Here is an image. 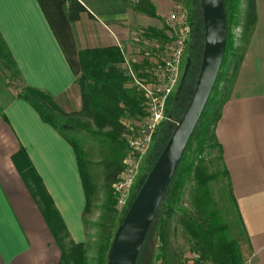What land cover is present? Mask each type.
I'll list each match as a JSON object with an SVG mask.
<instances>
[{"label": "crops", "instance_id": "crops-1", "mask_svg": "<svg viewBox=\"0 0 264 264\" xmlns=\"http://www.w3.org/2000/svg\"><path fill=\"white\" fill-rule=\"evenodd\" d=\"M67 1L0 0V35L14 62L0 57L22 85L0 97V264H60L61 227L46 216V206L53 216L51 206L58 210L69 238L87 239V197L76 148L20 93L26 85L38 87L65 111H80V50L119 46L121 69L143 74L164 58L171 32L167 17L179 0H150L154 15L139 0H82L87 10L76 20L68 16ZM255 2L253 26L245 33L238 26L242 57L233 66L230 56L225 72L231 75L222 78L214 98V140L241 218L235 237L244 264H264V0ZM124 84L130 86L129 77Z\"/></svg>", "mask_w": 264, "mask_h": 264}, {"label": "trees", "instance_id": "trees-1", "mask_svg": "<svg viewBox=\"0 0 264 264\" xmlns=\"http://www.w3.org/2000/svg\"><path fill=\"white\" fill-rule=\"evenodd\" d=\"M223 2L228 32L224 63L227 55H233L232 62L233 66H235L241 59L242 54L239 44L234 39L233 28L242 25L245 33L253 26L257 17L256 2L255 0H223ZM138 3L146 11L154 15L152 9L149 8L151 6L150 0H139ZM66 10L69 18L76 20L80 18L83 11L87 10V6L82 0H68ZM189 17L191 42L193 41L192 43L197 45V43L202 41L204 44L205 29L201 0H199V4L193 2L191 7H189ZM0 56L8 61L10 58L14 62L1 35ZM80 60L81 73L77 77L83 100L80 111L76 113L65 111L50 93L31 85H26L24 92H21L20 95L30 101L42 117L58 127L75 146L86 191V211H88L101 186L109 189L111 202H115L112 183L116 180L122 168V160L126 149L125 141L119 136L122 128L120 116L124 111L132 114H142L144 112V104L143 97L135 89L129 88L130 86L127 87L124 84L128 76L119 65L120 62L124 61V55L119 46L109 45L83 48L80 50ZM230 60L229 57V62ZM194 72V68L191 67L187 71L179 91L173 92L168 98L165 117L161 120L155 132L143 177H145L147 171L155 162L173 131L162 132V127L167 125L172 115L176 114V117L180 119V115L183 114L192 97L194 91L190 86L192 84L191 79L196 75ZM230 75L231 73L227 72L220 73L218 80L221 76L229 78ZM214 89H216V85ZM214 100V96H211L188 141V145L150 225L136 264H139L144 245L150 238L153 242L155 238L160 240V250L166 264H175L174 254L168 249L171 235L170 221L177 214H179L178 218L181 224L198 239L197 243L203 249L212 252V259L216 264H244V258L236 237L227 231L229 223L220 219L218 211L210 206L211 196L207 184L213 178L214 173L209 171L208 166L204 162L203 152L214 140V126L219 117L218 105H216V102L214 103ZM183 101L186 103H183ZM181 106L183 108L178 113L177 109H180ZM62 116H85L92 119L98 128L110 126L111 130L103 133L106 137L100 138L103 143H106L103 185L95 181L91 169H86L84 164V162H88L86 147L82 139L72 135L71 131L73 130L71 129H73L74 124L66 120L63 121L61 119ZM92 133L102 134L101 131L96 130H93ZM161 137L164 138L163 142H161ZM190 180H195L196 183L202 186V196H198V206L193 212L182 205L176 204L178 200L182 199L184 189ZM47 208V206L43 207L46 216L52 220L54 227H56L55 221H59L58 227H61L59 232L56 230L62 250L60 264H89L85 243L69 238L67 230L63 228V221L58 210L55 209L54 205L51 206L50 211H55L53 216V214L48 213ZM113 238L114 233L109 230L103 234L99 243L98 264H107Z\"/></svg>", "mask_w": 264, "mask_h": 264}, {"label": "rangeland", "instance_id": "rangeland-1", "mask_svg": "<svg viewBox=\"0 0 264 264\" xmlns=\"http://www.w3.org/2000/svg\"><path fill=\"white\" fill-rule=\"evenodd\" d=\"M185 1L189 7H191L193 2L199 4V0ZM233 31L235 33L234 39L237 43L241 28L235 26ZM192 42L190 37L187 44L185 59L181 65V74L184 70L186 57L189 55L191 57V63L188 71L191 67H193L195 71L194 73L196 74L195 77L191 79L192 84L190 86V88L194 91L202 62L204 44L202 41L197 43V45ZM229 57L230 55H227L221 74L226 71L229 65ZM124 73L130 78L131 75H128L125 71ZM18 78L19 76L15 72L14 68L11 65H6L5 60L0 57V97L4 92H7L8 94L9 91L17 92L20 90L22 85ZM222 78L224 77L221 76L219 78L218 83L216 84V89H214L212 93V97L214 96V98L219 95L221 81L223 80ZM180 81L175 87L174 92L179 91ZM130 88L135 89L131 86ZM183 103L186 102L183 101ZM182 108L183 106H181L180 109H177V112H181ZM129 113L130 112L128 111H124V113L120 116V119L122 120L124 116ZM61 119L74 124L73 129H71L73 130L71 131L72 135L82 139L83 144L86 147L88 159V162H84L86 169H91L95 181L100 185H103L106 143H103L100 138L102 139V137H106L103 133L110 131V126L98 128L92 119L86 118L85 116H62ZM178 119L179 117H176V114L172 115L169 118L167 125L162 127V132L166 133L169 132V130H173ZM93 130L101 131L102 134L92 133ZM121 131L122 128L120 130V138H122ZM163 139L164 138L161 137V142H163ZM150 151L142 161L140 174L132 188V194L136 191L142 178L141 176L144 175L147 157L150 154ZM203 156L204 162L208 166L209 171L214 173L213 178L207 184L211 196L210 206L218 211V217L220 219L229 223L227 231L231 235L235 236L236 232L241 229V218L239 216L237 204L231 192L230 180L225 172L224 160L221 154L220 146L215 140H213L212 144L204 150ZM201 189L202 186L196 183L195 180H190L189 184H187L184 189L182 199L178 200L176 204L182 205L189 211L193 212L198 206V196H202ZM114 205L115 202L112 203L110 199L109 189L105 188V186H101V188L99 187V191L86 214L87 239L85 241V247L89 264H98L99 243L102 240L103 234L107 233L109 230L114 233L115 236L122 222L124 214L117 212ZM178 217L179 214L175 215L170 221L171 235L168 249L174 254L175 264H216L212 259V252L203 249L197 243L198 239L187 231V229L179 221ZM156 241V238L154 239V242L150 238L146 242L144 245V251L140 256L139 264H153L156 252Z\"/></svg>", "mask_w": 264, "mask_h": 264}, {"label": "water", "instance_id": "water-1", "mask_svg": "<svg viewBox=\"0 0 264 264\" xmlns=\"http://www.w3.org/2000/svg\"><path fill=\"white\" fill-rule=\"evenodd\" d=\"M205 43L195 90L170 137L145 177L114 236L107 264H136L157 209L212 96L227 48V18L223 0H201ZM191 63L187 55L179 87Z\"/></svg>", "mask_w": 264, "mask_h": 264}, {"label": "built area", "instance_id": "built-area-1", "mask_svg": "<svg viewBox=\"0 0 264 264\" xmlns=\"http://www.w3.org/2000/svg\"><path fill=\"white\" fill-rule=\"evenodd\" d=\"M167 22L171 32L164 44L163 60L148 66L143 74L131 67L127 70L128 75H131L130 86L143 97L144 112L129 113L121 120V136L126 143V150L122 168L112 183L114 206L120 214L126 213L135 195L136 191L132 194V188L140 174L142 161L149 153L155 132L165 117L168 98L182 76L181 65L191 35L189 9L182 1L175 2L168 14ZM160 246L161 242L158 239L153 264H166Z\"/></svg>", "mask_w": 264, "mask_h": 264}]
</instances>
